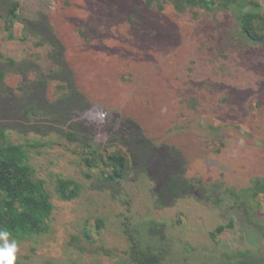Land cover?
<instances>
[{
	"label": "rangeland",
	"instance_id": "rangeland-1",
	"mask_svg": "<svg viewBox=\"0 0 264 264\" xmlns=\"http://www.w3.org/2000/svg\"><path fill=\"white\" fill-rule=\"evenodd\" d=\"M6 1L0 0V94L19 101L35 84L51 102L60 94L61 83L50 79L57 75L89 101L70 116L78 127L73 135L64 125L55 130L51 119L17 115L15 102L18 117L1 113L0 129L24 151L51 204L40 230L12 233L20 246L16 262L136 264L133 241L156 253L159 264H264V196L232 195L264 178V41L246 39L239 27V8L254 9L249 0L183 11L170 0L161 10L147 0H17L12 40ZM253 1L264 16V0ZM38 16L58 47L38 37L40 26L23 30L22 21ZM59 54L65 74L56 67ZM124 118L154 144L180 152L193 194L156 204L150 173L131 170L108 183L100 166L84 162L96 156L94 148L107 153ZM31 123L44 131H20ZM61 178L76 186L69 200L56 192Z\"/></svg>",
	"mask_w": 264,
	"mask_h": 264
},
{
	"label": "trees",
	"instance_id": "trees-1",
	"mask_svg": "<svg viewBox=\"0 0 264 264\" xmlns=\"http://www.w3.org/2000/svg\"><path fill=\"white\" fill-rule=\"evenodd\" d=\"M164 1L166 0H147V3L154 2L156 8L161 10ZM216 1H219L222 7H228L227 3L229 1L235 2L236 0H170L177 11H183L187 7L211 9ZM245 1L239 0L237 2L238 7L239 4L242 5ZM249 3L254 9H245L243 5L239 8L240 31L246 39L252 42L264 41V16L256 11L258 7L256 1L249 0ZM6 7L4 26L7 37L12 40L15 38L13 35L14 23L18 21L19 17V2L17 0H7ZM43 20L42 16H38L35 21H22L23 30L28 32L34 26H40L38 32L31 30L37 32L38 37L41 39L46 38L54 49L58 47L59 41L53 35H48L47 31L52 30V28L43 25ZM55 63L59 74L68 72L64 68L65 63L62 61L60 54ZM1 77L2 72H0V79ZM50 79L61 83L57 86L60 94L56 99L48 102L46 98L42 97V93L38 92L39 87L35 84L27 87L29 91L22 94L27 96L24 100H22V95V98L20 97L19 101H16L14 98L1 93L0 116L1 113H6L9 115L6 118L11 120L18 117L12 114V107H16L14 106L15 102L18 103L19 113L17 115L21 117L32 115L33 121L44 120L45 118L51 119L52 122L57 123L56 128L54 127L55 130L59 129L58 126L64 125L69 131H72L68 135H73V131L78 127L70 121V116L74 110L81 111L87 108L89 101L65 77L58 78L57 75H53ZM39 83H42V80ZM37 103H44V105L39 106ZM44 127L45 125L31 123L22 127L20 131L42 133ZM109 143L110 146L107 147L106 154H102L100 148H94L92 152L96 156L93 158L89 156V158L84 159L88 166H100V172L105 182L116 183L124 179L131 170L134 172L144 171L150 173V178L145 175L152 183L156 204H168L165 200L166 197L193 194L190 180L185 179L183 174L180 152L174 148H165L154 144L136 124L127 118L121 120L120 128L111 136ZM112 146L116 147L113 148ZM25 157L24 151L20 147L9 143L6 135L0 129V226L6 227L11 233L18 231L31 233L40 230L42 219L51 210L48 193L43 187V181L32 178L31 171L23 161ZM150 169L152 171L147 172ZM75 187L71 179L61 178L57 181L56 192L60 198L69 200L77 194ZM205 190L209 191V189ZM201 191L205 192L204 189ZM259 194L264 196V178H255L252 184L240 193L232 192L236 201H239L240 197L245 201L247 195L255 198ZM96 220L98 224L103 225L101 219ZM223 227V225L218 226L216 231H221ZM130 250L136 264H159V256L156 253L151 252L149 249L138 248L133 241H130ZM16 264L23 263L16 262Z\"/></svg>",
	"mask_w": 264,
	"mask_h": 264
},
{
	"label": "clouds",
	"instance_id": "clouds-1",
	"mask_svg": "<svg viewBox=\"0 0 264 264\" xmlns=\"http://www.w3.org/2000/svg\"><path fill=\"white\" fill-rule=\"evenodd\" d=\"M20 246L11 231L0 226V264H16Z\"/></svg>",
	"mask_w": 264,
	"mask_h": 264
}]
</instances>
